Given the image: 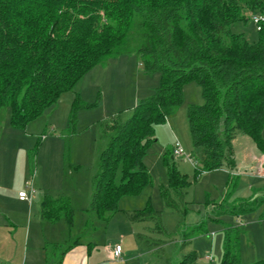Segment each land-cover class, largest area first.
Returning <instances> with one entry per match:
<instances>
[{"label":"trees","instance_id":"obj_1","mask_svg":"<svg viewBox=\"0 0 264 264\" xmlns=\"http://www.w3.org/2000/svg\"><path fill=\"white\" fill-rule=\"evenodd\" d=\"M255 12L264 16V0H0V109L10 108L11 125L25 128L94 66L137 54L144 72H159L161 80L127 116L117 113L102 123L108 142L90 206L98 218L116 213L123 196L137 195L151 182L144 157L156 140L155 126L182 106L189 82H196L204 97L203 104L188 107L203 170L227 166L232 174L238 135H248L264 152V21L253 43L231 31ZM82 107L89 104L77 93L73 120ZM170 156L175 158L173 149L165 158L169 182L161 186V195L180 214L182 226L188 208L181 202L190 182ZM261 204L264 198L256 197L232 210L245 213ZM41 214L53 223L74 224L68 195L46 194ZM127 217L161 224V212L151 207ZM201 232L203 223L186 230L182 246ZM240 251V230L229 226L221 264H242ZM197 259L192 252L177 264ZM252 264H264V259Z\"/></svg>","mask_w":264,"mask_h":264},{"label":"rangeland","instance_id":"obj_2","mask_svg":"<svg viewBox=\"0 0 264 264\" xmlns=\"http://www.w3.org/2000/svg\"><path fill=\"white\" fill-rule=\"evenodd\" d=\"M254 15L264 19L258 12L250 13L246 21L231 26L233 33L243 34L251 43L260 39ZM160 80L161 73L144 72L137 54L124 55L105 65L94 66L72 91L64 93L55 105L25 128L11 125L10 108L0 109V221L7 225L2 229L12 232L6 240L0 236L3 243L0 252L5 249L3 253L8 257L21 255L24 258V233L30 216L32 227L37 226L42 197L48 193L53 197L71 195L75 224L70 228L75 236L85 240L90 232L96 231L98 245L115 247L120 244L128 258L141 253L137 259L142 264H177L192 252L198 256L193 264H221L225 230L229 226L240 230L242 264L264 259V204L245 213L232 210L243 201L264 198V152L248 135H238L233 143L236 168L232 174L227 166L203 170V151L194 146L188 122V107L204 103L201 87L196 82L184 85L182 106L155 126L156 140L144 157L151 182L139 194L123 196L119 210L105 220L98 218L91 209L94 179L101 169V153L108 142L102 136L103 121L117 113L127 116L136 101L154 93ZM77 93L89 107L79 108L73 120L72 108ZM261 135L264 139V126ZM177 140L186 155L169 159L190 182L182 202L180 200L188 208L182 226L180 214L167 207L161 195V186L169 182L165 158ZM231 176L233 182L229 184ZM31 185L39 201L32 200L30 206L29 201H19L18 191H26L30 196ZM147 207L161 212V224L154 220L134 222L128 219V212ZM200 223L205 232L193 236L182 246L185 231ZM43 228L46 227L42 224L33 230L26 251L30 262L31 256L38 253L34 247L44 244L42 238L46 229ZM50 235L69 239L62 229L49 231L48 237ZM63 245L55 250L57 246L46 241L43 251L51 259L61 252ZM114 262L118 264L117 260Z\"/></svg>","mask_w":264,"mask_h":264},{"label":"crops","instance_id":"obj_3","mask_svg":"<svg viewBox=\"0 0 264 264\" xmlns=\"http://www.w3.org/2000/svg\"><path fill=\"white\" fill-rule=\"evenodd\" d=\"M138 102L139 101H136V104ZM20 191L22 190L18 191V198H19ZM70 198H71V201L73 202L71 195H70ZM32 200L34 201L38 200L36 195H33L29 200H21L19 198V201L21 203H25L29 201L30 206L33 202ZM32 221L33 219L30 216L29 223H28V229H26V232L24 233V238L26 241L24 258L20 257L21 255L16 256L17 258H13L12 256L8 257V255L5 254L6 252L3 253L5 251L4 249L3 252L2 251L0 252V264H115L114 261L116 260H114L112 257L114 246L113 245H98L96 243V237L94 233L96 231L90 232L89 235H87L89 238L87 237V239L82 240L80 236H78L77 234L76 236L74 235L73 228H70L69 224L66 222L65 219H61L60 221L55 222V223L49 222V221L46 222L44 221L42 214L41 215L39 214L38 215L39 222L37 226L35 224V227L34 225L32 227ZM42 224L44 225V227H46V228H43V230L46 229V233L44 237L42 238V240H44V244L46 241H49L50 244H53V246H57L56 249L54 247L55 250H57L61 245L63 244L64 245L62 246V248H60L59 251L61 252L59 254L55 253L54 254L55 256L49 259L50 257L48 256V253L46 254L43 251L45 248L44 244L42 246L40 243V246L36 248L34 247V250L38 251V253L35 254L36 256L34 255L31 256V262H30L29 261L30 256L26 254V251L28 250V245H29V242L31 241L33 230L34 229L36 230V227L39 228V226H42ZM74 224H75V214H74ZM74 224L72 226H74ZM6 227L7 225L5 224V221L4 223L3 221H0V236L2 237L3 240L8 239V236H9L8 234L12 233L11 231H5L4 229H2ZM56 229L57 230L62 229L63 233L65 234V237H69V239L64 240V239H61L62 238L61 236L57 237L55 235H50V237H48V232L49 231L55 232ZM73 236H75V238H73ZM0 244H3V243L0 242ZM3 246L5 248V245ZM41 249H42V252H41ZM123 254H124V248H123ZM124 257L125 258H123V260L117 261L116 263L120 264L122 261L123 264H132V262L135 261L136 263L133 262V264H142V262H140L139 259H137L141 257V253H139L136 256H132L130 258H128L127 253H125Z\"/></svg>","mask_w":264,"mask_h":264},{"label":"built area","instance_id":"obj_4","mask_svg":"<svg viewBox=\"0 0 264 264\" xmlns=\"http://www.w3.org/2000/svg\"><path fill=\"white\" fill-rule=\"evenodd\" d=\"M253 20H254L255 23L258 24V29H260L261 28L260 27V23L262 21H264V19H262V17H260V16L254 15L253 16ZM173 153H174L175 157H180V156L186 155L185 149L183 148L182 144L178 140L175 142V144L173 146ZM31 187H32V185H31ZM34 194H35V189L32 187L31 191H30V196H29V194L26 191L22 190V191L19 192V198L21 200H28ZM122 255H123L122 246L120 244H116V246L114 247V250H113V254H112L113 259L117 260V261L123 260Z\"/></svg>","mask_w":264,"mask_h":264}]
</instances>
